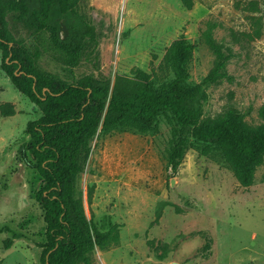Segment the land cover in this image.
<instances>
[{
	"label": "rangeland",
	"instance_id": "obj_1",
	"mask_svg": "<svg viewBox=\"0 0 264 264\" xmlns=\"http://www.w3.org/2000/svg\"><path fill=\"white\" fill-rule=\"evenodd\" d=\"M95 26L77 60L56 49L47 33L20 26L17 37L38 53L40 67L70 82L92 74L147 72L157 87L176 78L168 59L180 38L194 43L187 81L199 83L229 54L228 76L205 85L197 103L207 127L230 108L245 114L249 136L264 118V0H75ZM0 51V264H42L44 211L35 193L37 170L18 159L28 123L42 111L3 70ZM180 152L172 162V152ZM88 165L77 181L85 212L117 238L96 246L89 264H264V164L252 185H242L222 161L194 147L192 126L162 108L147 128L138 118L100 127ZM174 179V183L172 182ZM91 191V198L89 192ZM21 236L11 248L3 241Z\"/></svg>",
	"mask_w": 264,
	"mask_h": 264
},
{
	"label": "trees",
	"instance_id": "obj_2",
	"mask_svg": "<svg viewBox=\"0 0 264 264\" xmlns=\"http://www.w3.org/2000/svg\"><path fill=\"white\" fill-rule=\"evenodd\" d=\"M183 2L191 8L194 0ZM20 26L47 33L50 43L72 61L88 41L96 39V31L75 0H0L1 66L42 111L28 123L29 139L18 149L19 161L41 177L35 197L46 222L42 264H89L96 246L105 247L117 238L114 228L101 231L87 217L77 190L100 127H113L132 116L151 128L160 109L171 108L179 121L192 126L195 149L224 162L242 185L253 184L257 168L264 164V122L259 133L249 136L245 114L237 108L228 109L207 127L199 119L197 103L206 98L205 85L228 76L229 54L220 45H216L215 66L199 83L187 81V61L196 46L185 38L169 51L176 78L164 86L157 87L139 68L131 74L117 73L114 79L88 74L70 82L40 67L38 53L17 37ZM0 113L12 116L15 109L0 104ZM260 114L264 118V108ZM179 152L177 143L172 162ZM20 236L7 237L4 248H11Z\"/></svg>",
	"mask_w": 264,
	"mask_h": 264
},
{
	"label": "water",
	"instance_id": "obj_3",
	"mask_svg": "<svg viewBox=\"0 0 264 264\" xmlns=\"http://www.w3.org/2000/svg\"><path fill=\"white\" fill-rule=\"evenodd\" d=\"M173 183H174V179H173V181H172Z\"/></svg>",
	"mask_w": 264,
	"mask_h": 264
}]
</instances>
